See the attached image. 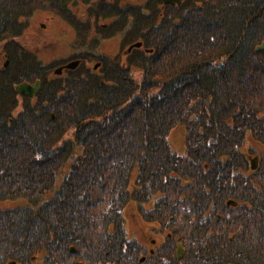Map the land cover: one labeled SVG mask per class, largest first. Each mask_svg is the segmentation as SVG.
Returning a JSON list of instances; mask_svg holds the SVG:
<instances>
[{
  "label": "trees",
  "instance_id": "trees-1",
  "mask_svg": "<svg viewBox=\"0 0 264 264\" xmlns=\"http://www.w3.org/2000/svg\"><path fill=\"white\" fill-rule=\"evenodd\" d=\"M160 1L136 14L128 43L143 46L124 62L47 77L25 51L19 74L0 68V201L27 200L0 209V264H125L123 210L153 194L168 264H264V0ZM71 4L0 0V41L17 49L46 11L84 43ZM27 71L41 86L21 97ZM179 125L183 152L168 140Z\"/></svg>",
  "mask_w": 264,
  "mask_h": 264
},
{
  "label": "rangeland",
  "instance_id": "rangeland-1",
  "mask_svg": "<svg viewBox=\"0 0 264 264\" xmlns=\"http://www.w3.org/2000/svg\"><path fill=\"white\" fill-rule=\"evenodd\" d=\"M92 1V5L89 7L92 13H95L97 10L102 8L106 10L111 9L112 12L109 14L102 12V17L103 15L106 16L101 18L97 24L92 25L88 21L81 23L84 33L87 34V39L85 38L86 41L84 43L82 41L80 43L77 42L78 37L76 32L65 21L56 19L53 16H50L49 13H44L43 11H37L38 13L36 12L37 14L34 19H32V23L29 24L30 27L27 28L23 38L28 43V49H31L37 53V56L35 57L39 61L43 60L41 61L42 63L44 62L45 64H48L47 68H50V65L53 64V66L56 68L61 65L60 63H62L65 59H70L73 57L75 58L76 55L88 58L85 65L89 69L93 68L95 62H104L108 58L115 60L118 59L119 62H124L130 58L131 55L129 53H125V51L129 45L128 42L133 39V35L136 32V27L138 26V23L141 22V20L135 18L133 22H130V18L128 16H124V14H121L118 11V8H115L114 3L108 4L109 7L104 8L105 4H107L106 0ZM146 1L147 0H128V2H131L136 6L138 5L141 8L146 3ZM157 5L161 6V1ZM157 5H154V9L157 11V13H159V7ZM86 8L87 7H83V10ZM111 15H113L114 18H112ZM144 21L145 20L142 22L144 23ZM42 23H45V25L41 26ZM126 27H132V31L127 32ZM40 36L44 37L42 38L41 42L39 41L40 44L37 45L36 43L41 38ZM2 45L3 42H0V66L4 64L6 61L5 59L7 58L6 56H3ZM86 52H89V54ZM93 52H95L96 55H93ZM31 56L33 55H29V57ZM7 59L10 60V56ZM103 66H105L104 63ZM51 69L48 70L47 77L48 74L52 73ZM103 69L100 70L102 71ZM17 109H20V107ZM168 140L171 147L175 151L183 152L185 144V128L182 125L173 128ZM249 142L258 152L263 151V147L253 139L250 138ZM252 157L254 158L253 155ZM22 199L25 202L27 201L25 198H21L20 200L10 199L0 201V209L13 207L15 204L22 201ZM229 203L231 204L232 202L229 201ZM123 213H126L127 216H129L127 217L128 231H134L135 225L132 222L130 215L134 214L135 212L131 202L125 206ZM128 237H131V234H129ZM172 249L173 248H171V251Z\"/></svg>",
  "mask_w": 264,
  "mask_h": 264
},
{
  "label": "flooded vegetation",
  "instance_id": "flooded-vegetation-1",
  "mask_svg": "<svg viewBox=\"0 0 264 264\" xmlns=\"http://www.w3.org/2000/svg\"><path fill=\"white\" fill-rule=\"evenodd\" d=\"M106 1H107V4H105L104 8L109 7L108 4L114 3L115 8H118V11L121 14H124V16H128L130 18V22H133L135 20V18H138V16L136 14H138L140 12L141 13L147 12L149 9L144 8V7L150 3V0H147L146 3L141 8L138 5L136 6V5L132 4L131 2H128V0H106ZM151 1H153V0H151ZM92 2H93L92 0H72L71 8L73 11V15L75 14L77 17L81 18V20L83 22L88 21L90 24L94 25V24H97V22H99L101 20V18L106 16V15H103V17H102V12L106 11V9L102 8L103 10L100 9V10H97L95 13H92L90 11V8H89L92 5ZM123 4H124V6H123ZM135 6L138 8H136ZM163 6H164V3L162 2L160 7L163 8ZM83 7H87V8L85 10H83ZM38 12H40V11H38ZM43 12L48 13L45 11H43ZM37 13L35 12L30 17L23 20L24 24L26 23V25H25L26 27H25V31L17 39V43H19V46H20V47L19 46L17 47L18 50L14 49V48H9L8 47V46H10L9 43L6 42V44H5L3 42V45H2L3 56H6L7 58L10 56V60H8L6 58L5 59L6 61L4 62V64L2 66H0V68L9 67L10 69L15 70L14 71L15 74H19L18 72L22 71L23 68H18L16 66H12V64H11L12 57H14V58L21 57V55H23V52H25V51L30 53L31 55L37 56V53L35 51L28 49V43L23 38V35L26 32L27 28L30 27L29 24L32 23V19H34V17L36 16ZM49 15L53 16L56 19L63 20L59 16L53 15L51 13H49ZM83 17H85V18H83ZM111 17L114 18L113 15H111ZM67 24L70 25L69 23H67ZM42 25L44 26L45 23H42L41 26ZM96 27H98V26H96ZM40 37L41 38L36 43L37 45L40 44V42L44 36L43 37L40 36ZM22 40H24V41H22ZM0 42H2V41H0ZM93 53H94L93 55H96L95 52H93ZM75 58L82 61L84 56H76ZM41 61H43V60L39 61L41 63V66H42L43 63ZM100 64L102 65L103 63L100 62ZM21 65H23V64H21ZM101 65L96 70L97 72H99V70L101 69ZM62 66H64V64H62ZM67 71H68L67 69H64L63 74H66ZM20 75L24 76V78L15 82V84H20V83H24V82L34 83L36 80H39L38 78L33 80V81L28 80L29 71L22 72V73H20ZM19 95L21 97L25 96V95H21V94H19ZM156 207H157V200H156L155 195L150 197V198H145L143 200H138V201L134 202L133 209H134L135 213L130 215V217L132 218V222L135 225L134 231L130 230V228H129L130 231H128V229H127V222H128L127 217H129V216H127L126 213H123L124 231L127 234H131V237L133 239L132 244H125L123 246V250H122L121 254H122L123 259L124 260L126 259L125 264H168L167 254L171 258V248L169 249V247L167 245H169L170 243L166 239V236H165L166 233H164V230H163L161 224L157 222ZM166 250H168V251H166ZM162 252H167V254H165V257H161ZM79 261H81V260H79ZM76 262L77 261H75L74 264H76ZM81 262H83L84 264H88L85 261H81ZM99 263L100 264H109L108 260H105V259H101ZM111 264H114V263H111Z\"/></svg>",
  "mask_w": 264,
  "mask_h": 264
},
{
  "label": "water",
  "instance_id": "water-1",
  "mask_svg": "<svg viewBox=\"0 0 264 264\" xmlns=\"http://www.w3.org/2000/svg\"><path fill=\"white\" fill-rule=\"evenodd\" d=\"M181 1L182 0H164V2H166V3L175 2L177 4H180ZM140 46H141L140 42L139 43H135V44L130 46L129 50L132 49L133 47H140ZM256 49L257 50L264 49V42L262 44L258 45L256 47ZM78 63H79L78 61H74V62L68 64L67 67L68 68H75L78 65ZM61 70H62V68H58V69H56L55 73H57V74L61 73ZM37 85H38V83L36 84V87H37ZM17 90L20 91L21 93H29V94H31V93L35 92V87L31 88V86H29L27 84H21V85H19L17 87ZM72 250H74V248H72ZM183 251H184L183 248L179 245L178 246V251H177V256L181 257L183 255ZM13 264H15V262Z\"/></svg>",
  "mask_w": 264,
  "mask_h": 264
}]
</instances>
